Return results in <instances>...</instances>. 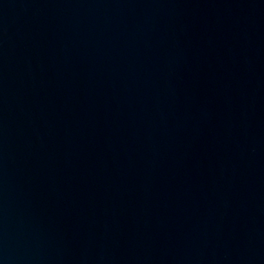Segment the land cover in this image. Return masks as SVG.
Listing matches in <instances>:
<instances>
[{
    "label": "water",
    "instance_id": "obj_1",
    "mask_svg": "<svg viewBox=\"0 0 264 264\" xmlns=\"http://www.w3.org/2000/svg\"><path fill=\"white\" fill-rule=\"evenodd\" d=\"M0 264H264V0H0Z\"/></svg>",
    "mask_w": 264,
    "mask_h": 264
}]
</instances>
